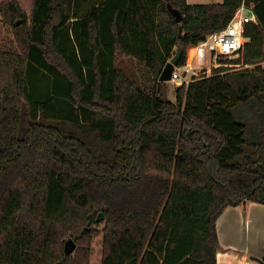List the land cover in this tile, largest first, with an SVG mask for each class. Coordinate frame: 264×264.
Wrapping results in <instances>:
<instances>
[{
    "label": "trees",
    "instance_id": "trees-1",
    "mask_svg": "<svg viewBox=\"0 0 264 264\" xmlns=\"http://www.w3.org/2000/svg\"><path fill=\"white\" fill-rule=\"evenodd\" d=\"M242 5L251 41L226 61L244 67L204 70L170 100L159 78L177 47L183 64ZM71 6L34 0L29 15L0 3L22 48L0 50V264H78L74 252L102 232V264H217L221 214L264 204V0ZM119 55L146 64L152 86Z\"/></svg>",
    "mask_w": 264,
    "mask_h": 264
},
{
    "label": "rangeland",
    "instance_id": "rangeland-1",
    "mask_svg": "<svg viewBox=\"0 0 264 264\" xmlns=\"http://www.w3.org/2000/svg\"><path fill=\"white\" fill-rule=\"evenodd\" d=\"M4 0H0V3ZM22 7L25 9V11L31 15L33 10V3L34 0H18ZM101 0H72V6L70 8V13H77L79 15H83L88 11L89 8L92 7V5L99 3ZM191 1H209V2H217L219 0H191ZM2 14L0 11V22L2 23V28L0 29V50L9 51V52H15V53H22V48L20 45H18V42L16 40L15 33L13 31V27L11 25L4 24L1 20ZM193 45L189 46L186 50L187 59L190 61H193L194 65H197L195 70L193 71L192 78L190 79V82L194 79L193 77L196 75H200L206 70V73L208 75H212V68H217L219 66H227L229 68H243L239 63H231L226 61L225 56H219L217 59L210 58L208 62H200V65L198 66L197 58H196V49L193 48L191 52V48ZM192 53V54H191ZM195 55V56H194ZM228 58V57H227ZM238 57L228 58V59H236ZM117 67H120L124 69L127 74L132 77L136 81L138 85H140L143 88H149L152 86L153 81L152 77L150 76L148 69L146 67V64H144L142 61L135 59V58H128L122 55H119L117 57ZM166 89H167V96L170 100L176 101V87L180 84L176 83L175 81L169 80L166 81ZM249 137L250 139L256 140L257 136L254 133V124L251 125L250 131H249ZM98 214H103V211H99ZM98 215V216H99ZM98 218V217H97ZM83 219L78 224L74 225L73 229H69L65 234V239H68L71 237L72 232L77 231L82 228V224H84ZM99 230L103 229L105 226L104 220L98 221L97 225ZM84 227V226H83ZM87 247L90 249V255L88 257V264H102L103 260V254H104V234L103 232L99 235L95 236L92 240V243H90L89 246L86 244L81 245V251L80 252H74V255H76V259L78 260V264H82L83 261L86 260V257L84 256V253L87 251ZM79 248V247H78Z\"/></svg>",
    "mask_w": 264,
    "mask_h": 264
},
{
    "label": "crops",
    "instance_id": "crops-1",
    "mask_svg": "<svg viewBox=\"0 0 264 264\" xmlns=\"http://www.w3.org/2000/svg\"><path fill=\"white\" fill-rule=\"evenodd\" d=\"M188 1L190 3L223 2V0ZM217 230L221 244V249L217 253V264H261L253 256L264 259L263 203L246 201L237 206L227 207L217 220Z\"/></svg>",
    "mask_w": 264,
    "mask_h": 264
},
{
    "label": "built area",
    "instance_id": "built-area-1",
    "mask_svg": "<svg viewBox=\"0 0 264 264\" xmlns=\"http://www.w3.org/2000/svg\"><path fill=\"white\" fill-rule=\"evenodd\" d=\"M250 13L251 10L242 5L225 27L211 32L203 41L195 45L198 66L201 61L206 63L210 58L240 56L245 44L251 41V37L247 36L244 31L245 21ZM196 67L197 65L188 59L183 64L175 65L171 80L178 84L190 83Z\"/></svg>",
    "mask_w": 264,
    "mask_h": 264
},
{
    "label": "water",
    "instance_id": "water-1",
    "mask_svg": "<svg viewBox=\"0 0 264 264\" xmlns=\"http://www.w3.org/2000/svg\"><path fill=\"white\" fill-rule=\"evenodd\" d=\"M169 10L171 11V13L175 16L176 21H181L183 18L182 13L180 12V10L174 8L171 4L168 5ZM184 54V49L182 46H178L176 53L173 55V57H171V59L167 62V64L165 65L159 80L160 81H169L172 79V74H173V70L175 65L179 64V61L181 60V58L183 57ZM246 202V201H244ZM102 219V214L99 215L98 220ZM77 247V243L73 238H68L65 242V251L67 253H72ZM254 259H256L257 261H259L261 264L264 263V259H261L259 257H255L253 256Z\"/></svg>",
    "mask_w": 264,
    "mask_h": 264
},
{
    "label": "bare ground",
    "instance_id": "bare-ground-1",
    "mask_svg": "<svg viewBox=\"0 0 264 264\" xmlns=\"http://www.w3.org/2000/svg\"><path fill=\"white\" fill-rule=\"evenodd\" d=\"M193 48H194V47L191 48V52H192ZM194 49H196V48H194ZM191 54H192V53H191Z\"/></svg>",
    "mask_w": 264,
    "mask_h": 264
}]
</instances>
